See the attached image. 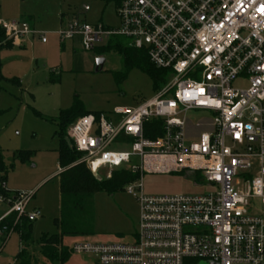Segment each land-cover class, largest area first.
Instances as JSON below:
<instances>
[{"label": "built area", "instance_id": "obj_1", "mask_svg": "<svg viewBox=\"0 0 264 264\" xmlns=\"http://www.w3.org/2000/svg\"><path fill=\"white\" fill-rule=\"evenodd\" d=\"M116 17L110 28L76 15L57 35L61 43L78 40L86 53L125 38L169 79L137 106L91 113L68 127L66 139L97 180L118 170L139 175L124 189L138 206L134 240H79L71 254L88 264H264V0H121ZM0 29L15 46L38 36L25 21L0 22ZM189 113L204 116L190 120ZM151 124L154 140L145 137ZM184 171L213 192L144 194V174ZM1 188L0 224L12 214L38 218L27 210L31 194Z\"/></svg>", "mask_w": 264, "mask_h": 264}, {"label": "rangeland", "instance_id": "obj_2", "mask_svg": "<svg viewBox=\"0 0 264 264\" xmlns=\"http://www.w3.org/2000/svg\"><path fill=\"white\" fill-rule=\"evenodd\" d=\"M84 6L90 8L88 13H83ZM76 15L90 25L118 26L116 6L109 0H0V22L25 21L38 34L26 40L24 49L0 50V154L7 170L6 187L12 192L31 194L27 210L39 214L31 223L29 253L35 256L42 237L59 233L54 221L60 217L56 176L61 170L55 137L57 128L52 121L60 111L70 108L74 96L86 112L108 113L115 107L137 106L159 90L138 68L125 70L122 57L115 51L101 56L95 50L86 53L78 42L73 50L70 42H65L62 48L57 35L60 17L64 23ZM42 38L46 43H41ZM119 40L130 44L125 38ZM98 60L103 63L95 71ZM116 73H125L119 83L114 78ZM52 79L58 81L52 82ZM10 80L19 81L21 86L12 85ZM200 116L204 115L189 113L187 118L193 120ZM19 153H29L30 159L20 162ZM141 183L147 196H194L213 192L207 186L196 187L193 174L188 171L144 174ZM91 208V219L84 226L86 235L65 238L64 246L70 248L79 240L95 243L134 240L139 212L127 192L97 193L91 198ZM6 210L7 206L0 203V215ZM19 250L18 234L12 233L0 253V264H18L15 259ZM38 260V264H49L44 259ZM67 264L88 263L84 257L72 254Z\"/></svg>", "mask_w": 264, "mask_h": 264}, {"label": "trees", "instance_id": "obj_3", "mask_svg": "<svg viewBox=\"0 0 264 264\" xmlns=\"http://www.w3.org/2000/svg\"><path fill=\"white\" fill-rule=\"evenodd\" d=\"M109 1L114 2L116 8L121 3V0ZM5 39V34L0 29V50L13 48L12 44L6 42ZM61 47L63 48V44ZM111 51H115L122 57L125 70L138 68L149 76L156 90L168 82V72L153 67L144 51L136 50L124 44L119 38L110 39L105 47L96 49L95 53L101 56ZM124 76L125 73L114 74L115 81L121 82ZM51 81L56 82L58 80L52 79ZM9 82L12 85L20 86L17 80H10ZM88 114L91 113L86 112L79 98L74 96L70 108L60 111L58 117L52 121L57 128L55 137L58 140V168L61 170L56 176L59 183L60 217L54 221L59 233L40 239L37 246L38 257L29 253L32 222H29L26 217L17 220L16 215L12 214L0 224V230L3 234V238L0 240L2 243L0 253L9 236L12 233H17L20 250L16 259L19 264H38V258L46 260L49 264H67L72 254L69 248L64 246L63 240L86 235L84 226L92 216L91 198L97 193L112 195L118 191H124L127 185L139 179L138 174L118 170L112 173L109 180L100 181L90 173L84 164L79 162L80 155L68 143L66 131L74 121ZM152 125L145 126V137L154 140L156 135L152 133ZM17 158L23 163L30 159V154L19 153ZM4 166L0 154V174L4 175L2 178L0 177V197H7V193L1 188L3 183L6 184L7 170L4 169Z\"/></svg>", "mask_w": 264, "mask_h": 264}, {"label": "crops", "instance_id": "obj_4", "mask_svg": "<svg viewBox=\"0 0 264 264\" xmlns=\"http://www.w3.org/2000/svg\"><path fill=\"white\" fill-rule=\"evenodd\" d=\"M62 16V15H61ZM28 23V22H27ZM61 23H62V21H61V17H60V27H61ZM29 24V23H28ZM30 25V27L32 28V29H34V27L31 25V24H29ZM34 37H30V38H28V39H33ZM27 40V39H26ZM24 41L21 45H19V46H14L13 48H18V49H24L25 48V46H26V44H27V41ZM76 42H78L79 43V41L78 40H75V41H73V42H70V45H71V49L73 50L74 49V45L76 44ZM63 44V48H64V43H62ZM80 46V45H79ZM20 84V86H21V83H19ZM6 185V184H5ZM6 189L8 190V191H11V190H9L7 187H6ZM12 192V191H11ZM17 262H18V260L17 259H15ZM18 264H19V262H18Z\"/></svg>", "mask_w": 264, "mask_h": 264}, {"label": "water", "instance_id": "obj_5", "mask_svg": "<svg viewBox=\"0 0 264 264\" xmlns=\"http://www.w3.org/2000/svg\"><path fill=\"white\" fill-rule=\"evenodd\" d=\"M102 63H103V60H98L96 62V68H95V71H99V69L101 68L102 66Z\"/></svg>", "mask_w": 264, "mask_h": 264}]
</instances>
